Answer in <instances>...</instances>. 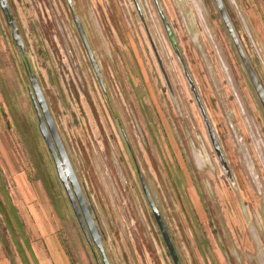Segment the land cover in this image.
Wrapping results in <instances>:
<instances>
[{
	"label": "rangeland",
	"instance_id": "obj_1",
	"mask_svg": "<svg viewBox=\"0 0 264 264\" xmlns=\"http://www.w3.org/2000/svg\"><path fill=\"white\" fill-rule=\"evenodd\" d=\"M69 1L6 0L22 51L0 9V262L28 264L17 247L51 233L70 264H101L39 133L29 70L109 264H172L138 175L180 264H264V112L212 0H157L179 56L153 0ZM222 1L264 88V0Z\"/></svg>",
	"mask_w": 264,
	"mask_h": 264
},
{
	"label": "water",
	"instance_id": "obj_2",
	"mask_svg": "<svg viewBox=\"0 0 264 264\" xmlns=\"http://www.w3.org/2000/svg\"><path fill=\"white\" fill-rule=\"evenodd\" d=\"M66 2L68 3V5L70 6V1L66 0ZM155 8L159 14V17L161 19L163 28L165 30V33L167 35L168 41L171 44L172 49L178 54L179 53L177 51V44L175 41V38L173 36V33L171 32V29L169 27V25L166 22V19L164 17V15L161 12V9L159 7V3L157 0H153ZM219 16L220 19L233 43V46L235 48V51L238 55V58L242 64V67L247 75V78L250 82V85L262 107V110L264 112V88L262 87V85L260 84L255 72L253 71L249 60L247 58V56L245 55L243 48L241 46V43L238 39V37L235 34L234 28L230 22V19L227 15L225 6L223 4L222 0H212ZM0 9L2 11V13L4 14L5 18L7 19V24L8 26L11 27L12 29V40L14 41V43L16 44V46L19 47V49L22 51L23 50V45L21 43V39L17 33V29L15 26V23L13 22L12 19V15L11 12L9 10V7L7 5L6 0H0ZM72 17H73V21L76 25L77 31L79 33L80 39L83 43V46L85 48V51L87 53L88 59L90 61V64L93 68V71L95 73V75L97 76V78L99 79V75H98V69L97 66L95 64V61L93 59V56L89 50V47L87 45V42L85 40V37L81 31V28L79 26V23L76 19V17L74 16V14L72 13ZM28 74V79H29V83L31 85V89L32 92H30V97H31V102L33 104L35 113H36V117H37V122H38V130L39 133L47 147V150L51 156V159L53 161L54 164V168L56 171V175L58 180L60 181V183L63 186L64 192L66 194V197L68 199V202L72 208V211L77 219V222L79 223V226L81 227V230L83 231L84 235H85V231H84V225L86 224L89 234L91 236V239L96 247V249L98 250L99 254H100V258H101V264H109L108 260L105 256L103 247L101 245L100 242V237L96 231V228L93 224V221L91 219V215H90V211L85 203L84 197L82 195V192L80 190L79 184L76 180V177L73 173L71 164L69 162V159L67 157V154L65 152V149L61 143V140L59 138V135L57 133V130L55 128V125L53 123V120L50 116L49 110L47 108L46 102L43 98V95L41 93V90L39 89V86L36 82V80L33 78L32 74L30 73V71H27ZM46 127L48 128V132L51 136V139L53 141V144L51 143V140L49 138V134H47V130ZM207 131L209 134V138L211 140V143L213 145V148L215 150V152L217 153V155L221 158L222 161V156H221V152L218 146V143L216 141L215 135L212 131V129L210 128V126L207 124ZM58 155V158H57ZM222 165L224 166V163H222ZM141 181V186H142V190L144 193V196L147 200V203L150 207L153 219L155 221V224L159 230L160 236L162 238V241L165 245V248L168 252V255L172 261V264H180L179 258L177 256L176 250L173 246L172 240L167 232V228L161 218V215L159 213V211L157 210L145 184L143 183L142 179L140 178ZM69 185H68V183ZM84 221V222H83Z\"/></svg>",
	"mask_w": 264,
	"mask_h": 264
},
{
	"label": "crops",
	"instance_id": "obj_3",
	"mask_svg": "<svg viewBox=\"0 0 264 264\" xmlns=\"http://www.w3.org/2000/svg\"><path fill=\"white\" fill-rule=\"evenodd\" d=\"M18 232L21 236L22 233H20L19 227ZM38 238L41 239L38 243L31 244L26 241L24 242V246L20 245V247H17L23 263H26V259L28 264H31V262L35 264H70L65 250L56 235L45 233ZM28 254L31 257H28ZM0 264H4V262H0Z\"/></svg>",
	"mask_w": 264,
	"mask_h": 264
},
{
	"label": "flooded vegetation",
	"instance_id": "obj_4",
	"mask_svg": "<svg viewBox=\"0 0 264 264\" xmlns=\"http://www.w3.org/2000/svg\"><path fill=\"white\" fill-rule=\"evenodd\" d=\"M134 2H135V0H134ZM81 27V26H80ZM138 178H139V181H140V178L142 179V181H143V183L145 184V182H144V180H143V178L140 176V175H138ZM77 180V179H76ZM78 182V181H77ZM79 184V183H78ZM140 184H141V181H140ZM146 186V185H145ZM79 187H80V185H79ZM141 188H142V186H141ZM147 188V187H146ZM80 190H81V188H80ZM148 190V189H147ZM143 191V190H142ZM81 192H82V190H81ZM149 192V191H148ZM144 194V193H143ZM150 194V193H149ZM82 195H83V193H82ZM151 196V195H150ZM83 197H84V195H83ZM84 200H85V198H84ZM153 200V199H152ZM154 202V201H153ZM85 203H86V201H85ZM86 205H87V203H86ZM71 207V206H70ZM87 207H88V209H89V211H90V215H91V219H92V221H93V224H94V226H95V228H96V231H97V233H98V235H99V237H100V242H101V245H102V237H101V232H100V229H99V226H98V224H97V222L95 221V219H94V217H93V215H92V213H91V210H90V208H89V206L87 205ZM72 209V208H71ZM73 212V211H72ZM73 215H74V213H73ZM74 217H75V215H74ZM75 219H76V217H75ZM76 221H77V219H76ZM84 222V221H83ZM78 223V222H77ZM78 225H79V223H78ZM80 227V226H79ZM80 230H81V227H80ZM84 231H85V235H84V233H83V231L81 230V232H82V234L84 235V237H85V239H86V241L88 242V244L89 245H91V246H94L95 247V245H94V243H93V241H92V239H91V236H90V234H89V231H88V228H87V226H86V224L84 225ZM103 247V246H102ZM96 248V247H95ZM98 251V250H97Z\"/></svg>",
	"mask_w": 264,
	"mask_h": 264
},
{
	"label": "bare ground",
	"instance_id": "obj_5",
	"mask_svg": "<svg viewBox=\"0 0 264 264\" xmlns=\"http://www.w3.org/2000/svg\"><path fill=\"white\" fill-rule=\"evenodd\" d=\"M46 130H47V134H49V132H48V128L46 127ZM49 138H50V140H51V143L53 144V141H52V139H51V136H50V134H49ZM53 146H54V144H53ZM57 158H58V155H57ZM68 183V182H67ZM68 185H69V183H68ZM70 186V185H69Z\"/></svg>",
	"mask_w": 264,
	"mask_h": 264
},
{
	"label": "trees",
	"instance_id": "obj_6",
	"mask_svg": "<svg viewBox=\"0 0 264 264\" xmlns=\"http://www.w3.org/2000/svg\"><path fill=\"white\" fill-rule=\"evenodd\" d=\"M69 258V257H68Z\"/></svg>",
	"mask_w": 264,
	"mask_h": 264
}]
</instances>
